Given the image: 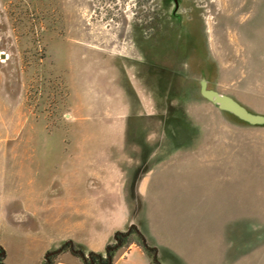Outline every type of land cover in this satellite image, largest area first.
<instances>
[{
	"label": "rangeland",
	"instance_id": "1",
	"mask_svg": "<svg viewBox=\"0 0 264 264\" xmlns=\"http://www.w3.org/2000/svg\"><path fill=\"white\" fill-rule=\"evenodd\" d=\"M136 3L0 0L5 264L132 224L165 264H264V0Z\"/></svg>",
	"mask_w": 264,
	"mask_h": 264
},
{
	"label": "trees",
	"instance_id": "2",
	"mask_svg": "<svg viewBox=\"0 0 264 264\" xmlns=\"http://www.w3.org/2000/svg\"><path fill=\"white\" fill-rule=\"evenodd\" d=\"M136 2L138 7L142 6L140 0H136ZM148 16L149 15L147 14V17ZM133 234L138 237L139 245L149 255H151L152 262L154 264H163L159 259L157 247L147 241L141 230L135 224H132L126 230H116L114 233L113 242L106 245L105 251L103 253L94 251H88L87 253H85L83 249L73 244L71 240L63 243V245L61 246V250L69 248L73 252V254L81 258L82 264H113L117 250L122 246L131 244L133 242ZM4 259L5 251L4 248L0 245V264H5ZM44 264H54L53 257L49 258L48 261L44 262Z\"/></svg>",
	"mask_w": 264,
	"mask_h": 264
},
{
	"label": "water",
	"instance_id": "3",
	"mask_svg": "<svg viewBox=\"0 0 264 264\" xmlns=\"http://www.w3.org/2000/svg\"><path fill=\"white\" fill-rule=\"evenodd\" d=\"M202 86V93L207 98L217 103L221 108L229 110L243 119L254 120V116L251 115L242 105H240L232 97L224 94H219L211 89H206L205 82L202 83Z\"/></svg>",
	"mask_w": 264,
	"mask_h": 264
},
{
	"label": "crops",
	"instance_id": "4",
	"mask_svg": "<svg viewBox=\"0 0 264 264\" xmlns=\"http://www.w3.org/2000/svg\"><path fill=\"white\" fill-rule=\"evenodd\" d=\"M142 181L143 180H141V183H144ZM15 220H20V219H15ZM167 263L170 264L169 262ZM36 264H41L40 259L37 261ZM57 264H82V263L59 261L57 262ZM113 264H154V263L152 262L151 258L144 249H142L138 245H130L125 252L120 254L114 260Z\"/></svg>",
	"mask_w": 264,
	"mask_h": 264
},
{
	"label": "flooded vegetation",
	"instance_id": "5",
	"mask_svg": "<svg viewBox=\"0 0 264 264\" xmlns=\"http://www.w3.org/2000/svg\"><path fill=\"white\" fill-rule=\"evenodd\" d=\"M61 251V247L55 249V250H49L45 254V260L44 262L48 261L49 258H52L57 252ZM43 262V264H44Z\"/></svg>",
	"mask_w": 264,
	"mask_h": 264
}]
</instances>
